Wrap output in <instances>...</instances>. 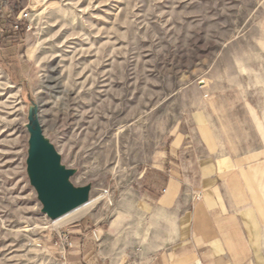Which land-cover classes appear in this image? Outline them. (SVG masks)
I'll use <instances>...</instances> for the list:
<instances>
[{"label":"rangeland","instance_id":"1","mask_svg":"<svg viewBox=\"0 0 264 264\" xmlns=\"http://www.w3.org/2000/svg\"><path fill=\"white\" fill-rule=\"evenodd\" d=\"M31 27L13 30L22 9ZM0 13V264H60L79 220L134 217L141 174L206 110L234 151L264 155V0H11ZM86 195L45 211L36 166ZM129 202V203H128Z\"/></svg>","mask_w":264,"mask_h":264},{"label":"crops","instance_id":"2","mask_svg":"<svg viewBox=\"0 0 264 264\" xmlns=\"http://www.w3.org/2000/svg\"><path fill=\"white\" fill-rule=\"evenodd\" d=\"M187 126L142 172L121 233L79 220L51 246L60 264H264V155L234 151L205 109Z\"/></svg>","mask_w":264,"mask_h":264},{"label":"water","instance_id":"3","mask_svg":"<svg viewBox=\"0 0 264 264\" xmlns=\"http://www.w3.org/2000/svg\"><path fill=\"white\" fill-rule=\"evenodd\" d=\"M35 182L38 186L47 215L55 217L86 199L83 193H74L64 181V172L53 161L37 165Z\"/></svg>","mask_w":264,"mask_h":264},{"label":"built area","instance_id":"4","mask_svg":"<svg viewBox=\"0 0 264 264\" xmlns=\"http://www.w3.org/2000/svg\"><path fill=\"white\" fill-rule=\"evenodd\" d=\"M11 0H0V9L2 7H5L7 4L10 3ZM0 13H1V10H0ZM30 11L27 10V9H22L21 11H19L17 13V15L14 17V19L12 21H9V24H10V27L13 29V30H19L21 29V23L22 22H29V19H30ZM31 27L30 23H28V25L26 26V30L28 31L29 28ZM92 233L96 236V232L95 230H92ZM62 239H63V244L66 245V246H71L72 245V241L68 235V233L66 231H63L62 232Z\"/></svg>","mask_w":264,"mask_h":264},{"label":"bare ground","instance_id":"5","mask_svg":"<svg viewBox=\"0 0 264 264\" xmlns=\"http://www.w3.org/2000/svg\"><path fill=\"white\" fill-rule=\"evenodd\" d=\"M72 189V188H71ZM73 190V189H72ZM73 192L76 194V192L73 190ZM87 199L83 200L82 202L78 203L76 206L68 209L67 211H64L62 214H59L55 217H51L52 219L55 218L56 221H62L63 219H70L71 217H77L79 215V212H81V207L86 204Z\"/></svg>","mask_w":264,"mask_h":264},{"label":"trees","instance_id":"6","mask_svg":"<svg viewBox=\"0 0 264 264\" xmlns=\"http://www.w3.org/2000/svg\"><path fill=\"white\" fill-rule=\"evenodd\" d=\"M21 29H22V30L25 29V25H24V24L21 25Z\"/></svg>","mask_w":264,"mask_h":264}]
</instances>
